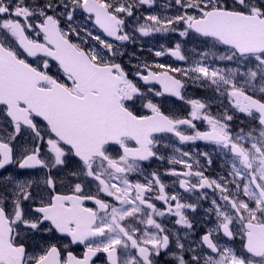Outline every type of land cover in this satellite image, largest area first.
Returning a JSON list of instances; mask_svg holds the SVG:
<instances>
[{
  "label": "snow or ice",
  "instance_id": "6c2138e0",
  "mask_svg": "<svg viewBox=\"0 0 264 264\" xmlns=\"http://www.w3.org/2000/svg\"><path fill=\"white\" fill-rule=\"evenodd\" d=\"M0 264H264V0H0Z\"/></svg>",
  "mask_w": 264,
  "mask_h": 264
},
{
  "label": "flooded vegetation",
  "instance_id": "af4514ba",
  "mask_svg": "<svg viewBox=\"0 0 264 264\" xmlns=\"http://www.w3.org/2000/svg\"><path fill=\"white\" fill-rule=\"evenodd\" d=\"M150 45H153V42H150ZM144 56L145 57H147V58H149V59H155V57H153V56H150V54H147V53H144ZM165 62H168L167 60L165 61ZM166 108H172V105H166L165 106ZM157 166H160V167H163L162 165H160V162L159 161H157L156 163H154L153 165H152V167L153 168H156ZM200 227H202V225H197V228L199 229Z\"/></svg>",
  "mask_w": 264,
  "mask_h": 264
},
{
  "label": "rangeland",
  "instance_id": "374dc122",
  "mask_svg": "<svg viewBox=\"0 0 264 264\" xmlns=\"http://www.w3.org/2000/svg\"><path fill=\"white\" fill-rule=\"evenodd\" d=\"M147 46H152V45H150V42H149V44H148V45H146V47H147ZM145 53H147V51H146ZM147 54H149V53H147Z\"/></svg>",
  "mask_w": 264,
  "mask_h": 264
}]
</instances>
